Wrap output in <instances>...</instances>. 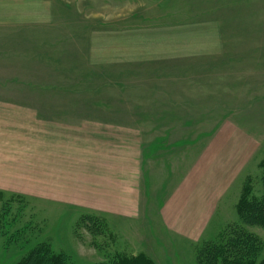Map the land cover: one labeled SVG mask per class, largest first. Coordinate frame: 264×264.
<instances>
[{"label": "rangeland", "instance_id": "374dc122", "mask_svg": "<svg viewBox=\"0 0 264 264\" xmlns=\"http://www.w3.org/2000/svg\"><path fill=\"white\" fill-rule=\"evenodd\" d=\"M58 2L68 6L56 8L54 40L37 41L31 34L0 39V96L14 101L38 96L40 106L70 112L65 120L72 125L86 119L144 131V142L152 145L143 152V174L155 181L147 184L151 192L144 201L145 216L131 221L0 191V264H17L42 244L65 256L67 264H113L118 254L144 256L153 264H198L201 249L217 242L231 225H241L262 242L259 262L264 260V227L244 225L237 211L245 187L255 198L264 195V0H250L225 13V54L220 57L189 61L178 70L139 72L96 69L88 38L92 30L108 26L96 17L99 13L118 10L114 25L120 28L150 25L132 15L137 9L149 10L151 0ZM49 100L51 104L42 103ZM224 143L242 144L244 169L221 204L214 227L198 244L188 242L165 229L159 216L164 197H170L178 179L208 149L216 146L222 154Z\"/></svg>", "mask_w": 264, "mask_h": 264}, {"label": "crops", "instance_id": "0c3cea01", "mask_svg": "<svg viewBox=\"0 0 264 264\" xmlns=\"http://www.w3.org/2000/svg\"><path fill=\"white\" fill-rule=\"evenodd\" d=\"M219 1L151 0L149 10H134L132 18L152 23L126 28L114 25L120 19L118 10L99 13L96 17L108 26L89 35L90 63L113 71H167L200 58H218L225 54L221 19L250 0ZM59 5L68 6L58 0H0V39L31 34L37 41L54 40ZM39 98L14 101L0 96V191L129 221L144 215L151 192L147 184L155 181L143 174V152L152 145L144 142V131L86 119L72 125L65 120L70 112L40 106ZM215 148L178 179L159 213L165 229L188 242L198 244L214 227L221 204L245 166L241 143L220 145L222 154Z\"/></svg>", "mask_w": 264, "mask_h": 264}, {"label": "trees", "instance_id": "16d2710c", "mask_svg": "<svg viewBox=\"0 0 264 264\" xmlns=\"http://www.w3.org/2000/svg\"><path fill=\"white\" fill-rule=\"evenodd\" d=\"M264 188V177H263ZM237 204V211L244 225L264 227V195L253 197L252 190L245 187ZM225 230V229H224ZM217 242L207 244L198 254V264H264L259 262L263 248L262 242L241 225H231ZM113 264H153L144 256L128 257L118 254ZM63 255L52 252L49 246L42 244L34 248L17 264H67Z\"/></svg>", "mask_w": 264, "mask_h": 264}]
</instances>
